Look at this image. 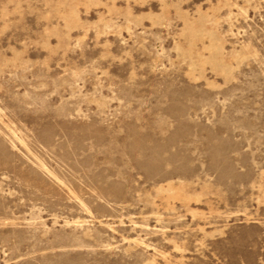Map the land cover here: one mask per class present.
Returning <instances> with one entry per match:
<instances>
[{
    "label": "rangeland",
    "instance_id": "374dc122",
    "mask_svg": "<svg viewBox=\"0 0 264 264\" xmlns=\"http://www.w3.org/2000/svg\"><path fill=\"white\" fill-rule=\"evenodd\" d=\"M0 264H264V0H0Z\"/></svg>",
    "mask_w": 264,
    "mask_h": 264
}]
</instances>
